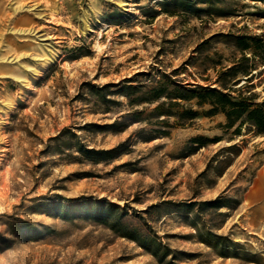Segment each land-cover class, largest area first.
<instances>
[{
	"label": "rangeland",
	"instance_id": "obj_1",
	"mask_svg": "<svg viewBox=\"0 0 264 264\" xmlns=\"http://www.w3.org/2000/svg\"><path fill=\"white\" fill-rule=\"evenodd\" d=\"M199 85L264 102V0H0V264H264V134Z\"/></svg>",
	"mask_w": 264,
	"mask_h": 264
},
{
	"label": "trees",
	"instance_id": "obj_2",
	"mask_svg": "<svg viewBox=\"0 0 264 264\" xmlns=\"http://www.w3.org/2000/svg\"><path fill=\"white\" fill-rule=\"evenodd\" d=\"M243 48H247V46ZM230 70L231 68L228 69V71ZM129 88L133 87L129 86ZM154 95L155 98L160 97L158 92H155ZM192 97H197V104L199 106H209L205 114L212 115L218 112L222 113L226 119V127H233L236 125L234 130L239 131L242 125L248 124L250 127L249 129L254 134H264V102L261 104L253 103L251 98L241 95H238V98H233L229 93L220 91L217 88L200 85L199 93ZM163 106L164 102H160L155 106L154 110H161ZM185 112V117L187 119H193L200 114L191 108L185 110ZM160 114H163V112H160ZM159 121L163 122L162 119Z\"/></svg>",
	"mask_w": 264,
	"mask_h": 264
}]
</instances>
